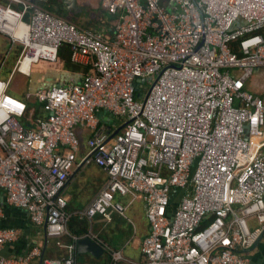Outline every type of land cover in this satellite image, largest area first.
<instances>
[{
    "label": "built area",
    "instance_id": "2783aa9c",
    "mask_svg": "<svg viewBox=\"0 0 264 264\" xmlns=\"http://www.w3.org/2000/svg\"><path fill=\"white\" fill-rule=\"evenodd\" d=\"M42 1L0 0V35L19 49L0 78L5 202L58 238L67 233L69 172L93 162L107 180L79 215L106 217L110 206L122 213L113 193L141 194L149 224L142 264H250L239 251L264 240V151L250 139L262 133L264 100L245 83L264 66V0H103L116 17L112 38L78 29ZM61 44L93 71L34 91L46 114L33 121L9 92L13 73L54 61ZM102 109L124 123L88 137L75 163L74 127L93 128ZM21 236L0 227V264H74L73 236L62 258H45L38 246L2 256Z\"/></svg>",
    "mask_w": 264,
    "mask_h": 264
},
{
    "label": "crops",
    "instance_id": "0c3cea01",
    "mask_svg": "<svg viewBox=\"0 0 264 264\" xmlns=\"http://www.w3.org/2000/svg\"><path fill=\"white\" fill-rule=\"evenodd\" d=\"M102 1L44 0L41 6L47 11L72 23L78 29L90 33H100L106 38H112L116 17L107 13L102 6ZM16 49L15 54L17 56L19 49L17 47ZM71 57L72 63L78 66L76 70L66 67L64 60H59L58 58L54 61L42 60V63H40L39 60L32 63L28 74L19 72L28 78L27 81H22V85L26 84L27 87L20 89V87H11L10 84L9 92L19 99L27 101L32 106L30 107L32 108L31 111L37 108L40 115L44 117L46 113L42 108V103L33 95L34 91L49 88L51 85L79 82L85 75V70H88V72L93 71L90 63L82 64L75 61L72 51ZM251 75L252 81L249 87H246L245 83V88L259 95L264 100V66L255 68ZM96 119L97 122L93 128L79 125L74 127V132L78 139V151L75 156V163H78L82 154L86 152V140L88 137L99 131L111 135L124 123L122 117L113 116L103 109L96 112ZM261 129L262 133L260 136H250V139L256 148L259 146V150L264 151V125ZM90 164L97 167L98 170L95 173L91 172V175L88 177L83 173L82 169H90ZM106 180V173L93 162L82 165L75 164L70 170L61 191L66 201L65 210L69 214V217L77 216L86 221L85 234L76 238L88 236L90 240L102 248V254L98 257L90 254H78L74 242V264H142L141 244L142 240L149 233V224L145 216V201L141 194L132 196L130 194L120 195L117 192L113 193L112 202L123 208L122 213H119L110 206L106 210V217L95 214L90 218H85L79 215V212L104 186ZM0 204L2 205L0 227L18 228L22 232V236L17 243L8 245L3 249L2 256L18 255L32 246H38L42 256L45 258H62L67 255L65 245L73 243V235L67 231V228V233L58 238L45 237L42 227L33 224L25 211L13 208L5 202L3 193H0ZM246 226L249 231L257 229L252 217L246 219ZM58 243L61 245H58ZM239 252L249 259L250 264H264V240L262 238L260 240L257 239L248 250ZM31 264H39V261L34 259Z\"/></svg>",
    "mask_w": 264,
    "mask_h": 264
},
{
    "label": "rangeland",
    "instance_id": "374dc122",
    "mask_svg": "<svg viewBox=\"0 0 264 264\" xmlns=\"http://www.w3.org/2000/svg\"><path fill=\"white\" fill-rule=\"evenodd\" d=\"M16 50H17L16 46H11L8 40L0 36V78L1 79L7 78L12 72L16 59V54H15ZM40 63H42V60H40ZM23 80L27 81L28 78L20 74L18 71H14L13 77L11 79V87H20V89L26 88L27 87L26 84L22 85ZM251 81H252V75L247 80L246 87H249ZM144 85L145 87H147L148 83H145ZM89 168L90 169H86V168L82 169L83 173L88 177L91 175V172L95 173V171L98 170L97 167H95L92 164H90Z\"/></svg>",
    "mask_w": 264,
    "mask_h": 264
},
{
    "label": "trees",
    "instance_id": "16d2710c",
    "mask_svg": "<svg viewBox=\"0 0 264 264\" xmlns=\"http://www.w3.org/2000/svg\"><path fill=\"white\" fill-rule=\"evenodd\" d=\"M66 46H67L66 44H61L58 47L55 60H57V58L59 60H64V64L66 67H69L72 70H76L78 69V66L72 63L73 60L71 57L70 47L69 46L66 47ZM66 52H68L67 55H66ZM86 73H88V70L87 71L85 70L84 74ZM25 102L27 104L26 114H28L33 121H36L38 118L43 117L42 115H40L37 108L31 111L32 108L30 107L32 106H30V104L27 101ZM29 125H33V123L30 120H29ZM85 227H86V221L83 218H78L77 216L76 217L70 216L66 223L67 231L75 237H80L83 234H85L86 232Z\"/></svg>",
    "mask_w": 264,
    "mask_h": 264
},
{
    "label": "water",
    "instance_id": "95a60500",
    "mask_svg": "<svg viewBox=\"0 0 264 264\" xmlns=\"http://www.w3.org/2000/svg\"><path fill=\"white\" fill-rule=\"evenodd\" d=\"M139 81L142 82L143 79H140ZM135 89L138 90L137 85L135 86ZM121 127L116 129L113 133H116ZM260 239L261 237L258 238V240ZM75 246H76V252H78V254H90L94 257H98L100 254H102V248L97 243L90 240L88 236L78 238L75 241Z\"/></svg>",
    "mask_w": 264,
    "mask_h": 264
}]
</instances>
